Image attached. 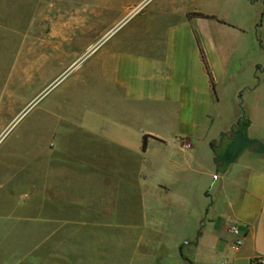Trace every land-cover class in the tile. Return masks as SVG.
I'll list each match as a JSON object with an SVG mask.
<instances>
[{
  "label": "crops",
  "instance_id": "1",
  "mask_svg": "<svg viewBox=\"0 0 264 264\" xmlns=\"http://www.w3.org/2000/svg\"><path fill=\"white\" fill-rule=\"evenodd\" d=\"M56 1L0 0V93L11 38L13 84H42L85 22L82 107L67 118L85 132V229L104 231L85 264L264 259V0ZM241 117L242 150L217 161ZM30 237L0 264H58L56 240L43 252Z\"/></svg>",
  "mask_w": 264,
  "mask_h": 264
},
{
  "label": "rangeland",
  "instance_id": "2",
  "mask_svg": "<svg viewBox=\"0 0 264 264\" xmlns=\"http://www.w3.org/2000/svg\"><path fill=\"white\" fill-rule=\"evenodd\" d=\"M67 4L85 11V0ZM72 31L74 52L51 66L57 79L35 85L13 84L17 53L11 38L8 97L0 93V252L20 250L19 240L27 245L31 234L43 252L56 240L58 264H85L104 232L85 229V132L67 118L82 107L85 22ZM90 217L97 221L96 208Z\"/></svg>",
  "mask_w": 264,
  "mask_h": 264
},
{
  "label": "trees",
  "instance_id": "3",
  "mask_svg": "<svg viewBox=\"0 0 264 264\" xmlns=\"http://www.w3.org/2000/svg\"><path fill=\"white\" fill-rule=\"evenodd\" d=\"M196 15H202V14L196 13ZM248 125H249V120L247 118L241 117L239 119L237 126L233 130V133L235 135L234 145L230 148V150H227L222 153H220L215 149L217 161L231 162L232 160H235V158L242 150V147L244 146L243 143L245 141L244 138H246V130ZM147 138L148 136L144 137L143 149L146 148ZM212 145L215 147L214 142L212 143Z\"/></svg>",
  "mask_w": 264,
  "mask_h": 264
},
{
  "label": "built area",
  "instance_id": "4",
  "mask_svg": "<svg viewBox=\"0 0 264 264\" xmlns=\"http://www.w3.org/2000/svg\"><path fill=\"white\" fill-rule=\"evenodd\" d=\"M231 229L233 230V232L237 235H241V229L239 228L238 225L234 224L232 225ZM243 240L241 237L237 238V240L235 241V243L233 244V248H237L239 246H241ZM264 263V259L263 258H255L252 261V264H263Z\"/></svg>",
  "mask_w": 264,
  "mask_h": 264
}]
</instances>
